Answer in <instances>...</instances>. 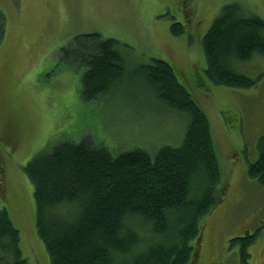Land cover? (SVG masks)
Returning a JSON list of instances; mask_svg holds the SVG:
<instances>
[{"label": "rangeland", "instance_id": "374dc122", "mask_svg": "<svg viewBox=\"0 0 264 264\" xmlns=\"http://www.w3.org/2000/svg\"><path fill=\"white\" fill-rule=\"evenodd\" d=\"M228 3L264 18V0H0V209L19 231L27 264H50L24 171L32 157L84 137L113 154L140 147L154 155L162 145L182 141L181 112L161 101L142 74L154 59L172 65L206 112L218 152L221 189L200 218L193 264H241L240 243L231 246L230 238L256 232L247 262L264 264V184L247 172L264 133V58L256 54L235 64L258 79L252 88L208 79L199 85L206 78L201 38ZM173 22L183 31L173 33ZM89 32L116 39L125 56L123 73L93 100L81 95L84 67L57 64L60 46Z\"/></svg>", "mask_w": 264, "mask_h": 264}, {"label": "trees", "instance_id": "16d2710c", "mask_svg": "<svg viewBox=\"0 0 264 264\" xmlns=\"http://www.w3.org/2000/svg\"><path fill=\"white\" fill-rule=\"evenodd\" d=\"M4 23L0 8V43ZM181 25L173 22L172 32H181ZM201 39L206 78L199 85L208 79L245 90L258 83L235 64L256 54L264 58V18L228 3ZM90 43L94 46L86 52ZM124 58L116 39L89 32L60 46L57 64L84 67L81 95L93 100L123 73ZM154 60L142 74L160 100L185 119L178 145H162L154 155L140 147L113 154L84 137L60 141L24 166L33 185L36 231L50 264H193L197 260L200 218L216 203L221 189L218 152L206 112L178 80L172 65ZM256 148L247 172L264 184V133L257 137ZM256 235L230 238L231 246L240 243L241 264H248L247 246ZM19 241L6 208L0 209V264H27Z\"/></svg>", "mask_w": 264, "mask_h": 264}]
</instances>
